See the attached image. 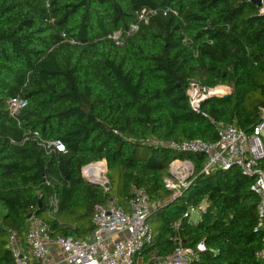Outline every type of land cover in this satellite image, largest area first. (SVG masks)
<instances>
[{"label": "trees", "instance_id": "1", "mask_svg": "<svg viewBox=\"0 0 264 264\" xmlns=\"http://www.w3.org/2000/svg\"><path fill=\"white\" fill-rule=\"evenodd\" d=\"M143 9L157 13L123 45L109 38ZM194 78L230 93L204 100L195 111L187 94ZM18 95L28 104L14 118L8 101ZM262 107L264 17L253 4L0 0V264H14L11 232L27 249L30 216L52 235L86 238L94 231L95 205L126 207L135 190L154 205L149 222H160L150 255L173 252L179 223L186 247L206 246L192 264H264L252 180L236 168L201 174L204 156L166 146L215 143L217 123L250 133ZM55 141L64 152L42 145ZM175 159L191 160L195 175L173 199L165 180ZM100 161L107 164L108 191L81 173ZM203 202L199 221L184 218L189 206Z\"/></svg>", "mask_w": 264, "mask_h": 264}, {"label": "built area", "instance_id": "2", "mask_svg": "<svg viewBox=\"0 0 264 264\" xmlns=\"http://www.w3.org/2000/svg\"><path fill=\"white\" fill-rule=\"evenodd\" d=\"M235 1L253 4L258 8L259 15L264 17V0H260V5L254 4V0ZM156 13V9L141 10L137 14V21L130 24L127 30L116 32L109 38L117 45H123L127 38L138 32L140 23H147L149 17ZM62 37L70 44L76 43L65 33ZM205 93L199 86L190 85L187 94L193 110H200L201 103L207 98ZM27 104L28 101L20 95L11 98L8 101L11 116L16 118ZM216 128L218 141L215 143L193 140L171 142L166 146L178 154L204 156L201 174L208 175L217 170L228 171L236 168L250 178V190L259 199L255 231L264 232V107L260 109L259 121L250 133L236 125L225 123H217ZM34 136H38V133L34 132ZM42 145L46 150L54 147L59 152L65 151V146L60 141ZM98 166L102 169L100 180L94 177V170ZM81 173L86 181L97 182L105 191L109 190L105 161L88 164L82 168ZM169 173L173 181L166 180L165 187L172 192V198L175 199L181 197L183 190L191 185L195 165L189 159H175L170 165ZM153 209L154 205L148 195L141 190L134 191L126 207L113 203L97 204L92 215L94 231L90 236L80 239L52 235L50 227L43 220L31 216L25 235L27 249L20 246L14 232L10 233L8 248L12 251L14 264H192L200 259V253L206 252L205 244L199 243L195 249L186 247L178 233L179 223L173 226L176 232L175 248L170 255L160 257L147 252L155 240L154 229L149 222ZM56 210L57 204L54 202L49 214L52 215ZM194 211L202 217L206 208L189 206L184 218L192 221L191 212ZM262 242L264 243V236ZM258 257L264 262V248Z\"/></svg>", "mask_w": 264, "mask_h": 264}, {"label": "rangeland", "instance_id": "3", "mask_svg": "<svg viewBox=\"0 0 264 264\" xmlns=\"http://www.w3.org/2000/svg\"><path fill=\"white\" fill-rule=\"evenodd\" d=\"M191 84H193V86H199L200 88H202V90H204L206 93H205V95H206V97H208L209 96V94H210V91L211 90H214L215 88H221L222 89V93L220 94V95H217V97H223V96H225V95H227V94H229L230 93V88L229 87H226V86H224V85H217V86H215V87H208V86H205V85H203L202 84V82H201V80L199 79V78H194V79H192L191 80V82H190V85ZM190 87V86H189ZM190 91V90H189ZM216 97V96H215ZM99 169H101L100 168V166H98V167H96V169L95 170H99ZM169 179H171V177H167L166 178V180H169ZM165 180V181H166ZM172 180V179H171ZM173 181V180H172ZM166 185V184H165ZM202 208H207V204L205 203V202H203V203H201V205H200ZM0 217H1V213H0ZM200 215H199V213L196 211H194V212H191V219H192V221L193 222H197V221H199L200 220ZM0 224H1V218H0ZM152 227L153 228H157L159 225H160V222H152Z\"/></svg>", "mask_w": 264, "mask_h": 264}, {"label": "bare ground", "instance_id": "4", "mask_svg": "<svg viewBox=\"0 0 264 264\" xmlns=\"http://www.w3.org/2000/svg\"><path fill=\"white\" fill-rule=\"evenodd\" d=\"M222 89L221 88H215L214 90L210 91V96H215V95H220L222 93ZM94 177H96L98 180H100L102 178V169L99 170H94Z\"/></svg>", "mask_w": 264, "mask_h": 264}, {"label": "water", "instance_id": "5", "mask_svg": "<svg viewBox=\"0 0 264 264\" xmlns=\"http://www.w3.org/2000/svg\"><path fill=\"white\" fill-rule=\"evenodd\" d=\"M254 4H256V5H260V0H254ZM215 96L217 97V95H215ZM215 96H208L206 99H211V98H213V97H215ZM224 97H228V94L225 95ZM188 179H190V178H188ZM87 183L90 184V185L96 186V187H101V185H100L99 183H97V182H90V181H87ZM106 187H108V186L106 185ZM30 217H31V216H30Z\"/></svg>", "mask_w": 264, "mask_h": 264}]
</instances>
